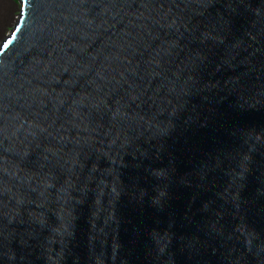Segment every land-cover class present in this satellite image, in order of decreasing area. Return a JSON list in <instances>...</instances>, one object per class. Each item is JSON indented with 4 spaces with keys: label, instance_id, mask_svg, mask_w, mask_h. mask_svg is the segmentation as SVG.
<instances>
[{
    "label": "water",
    "instance_id": "water-1",
    "mask_svg": "<svg viewBox=\"0 0 264 264\" xmlns=\"http://www.w3.org/2000/svg\"><path fill=\"white\" fill-rule=\"evenodd\" d=\"M0 51V264H264V0H29Z\"/></svg>",
    "mask_w": 264,
    "mask_h": 264
},
{
    "label": "snow or ice",
    "instance_id": "snow-or-ice-1",
    "mask_svg": "<svg viewBox=\"0 0 264 264\" xmlns=\"http://www.w3.org/2000/svg\"><path fill=\"white\" fill-rule=\"evenodd\" d=\"M86 2V0H82ZM17 10L19 16H26L27 9L29 8V0H16ZM19 23V21H17ZM20 32V28H16L15 32L5 35L0 30V51L6 52L16 41V34Z\"/></svg>",
    "mask_w": 264,
    "mask_h": 264
},
{
    "label": "rangeland",
    "instance_id": "rangeland-1",
    "mask_svg": "<svg viewBox=\"0 0 264 264\" xmlns=\"http://www.w3.org/2000/svg\"><path fill=\"white\" fill-rule=\"evenodd\" d=\"M0 3H1L0 4V15H1V13L3 14L5 12H7L6 21L4 22L5 24L1 28L2 32L4 34H6L10 29L9 25L12 23V19H13L12 16L17 14V11H18L17 10V3H16V0H0Z\"/></svg>",
    "mask_w": 264,
    "mask_h": 264
},
{
    "label": "bare ground",
    "instance_id": "bare-ground-1",
    "mask_svg": "<svg viewBox=\"0 0 264 264\" xmlns=\"http://www.w3.org/2000/svg\"><path fill=\"white\" fill-rule=\"evenodd\" d=\"M6 17H7V12H5L3 14L1 13V15H0V30H1L2 26L5 24L4 22L6 21ZM12 17H13L12 23L9 25L10 26V29H9V31L5 35H7L8 33H11V32H15L16 28L18 27L17 21H20L22 19V16H19L18 15V11H17V14L14 15V16H12Z\"/></svg>",
    "mask_w": 264,
    "mask_h": 264
}]
</instances>
